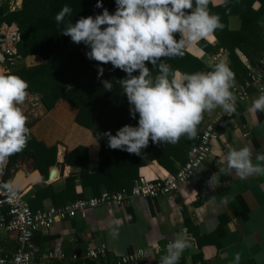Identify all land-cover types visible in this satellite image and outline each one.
<instances>
[{
    "label": "crops",
    "instance_id": "obj_1",
    "mask_svg": "<svg viewBox=\"0 0 264 264\" xmlns=\"http://www.w3.org/2000/svg\"><path fill=\"white\" fill-rule=\"evenodd\" d=\"M211 1L214 4L219 2ZM3 3L0 0V6ZM228 26L231 30H237L239 18L230 17ZM199 41L201 45H198ZM217 44L210 33L183 52L210 70L221 61L229 66L226 52ZM236 53L245 66L250 63L239 51ZM43 62L41 55H28L22 58L17 68H33ZM13 70L15 68L7 71L0 65V73L10 74ZM121 72L122 79L127 78V73ZM237 83L239 80L235 78L233 85ZM259 95L252 89L250 100L238 106L237 115L232 120H222L219 107L207 112L208 117L217 124L218 131L210 160L201 169V176L183 185L172 198H129L123 207L89 209L83 219L56 223L48 232L34 236L35 258L45 251H56L65 258L51 264H97L99 259L103 261L100 264H116L120 256L144 249L154 264H160L161 257L167 254V245L183 233L186 238L194 240L195 247L189 252L184 251L178 264H236V253L240 254L239 264H264V175L253 174L241 178L235 169H228L226 163L231 148L245 146L251 149L253 163H260L256 157L264 153V112L248 111ZM21 108L28 117L27 127L33 138L47 147L56 146V164L48 168L46 180L42 181L38 171H31L28 160L18 158L13 175L3 182L7 158L0 162V187L3 183L11 184L28 201L34 196L37 185L49 184V171L56 167L58 176L51 184L54 191L62 190L64 179L80 170L79 165L60 166L65 152L77 146L87 148L90 170L96 171L98 144L89 130L76 124V111L69 104L60 100L51 110H47L40 95L28 92ZM221 159L225 160L224 164H219ZM167 174L169 172L153 162L141 169L140 178L155 180ZM51 206V201L46 199L42 202V209L38 210ZM114 229L118 235H113ZM0 245L7 254L13 252V243L9 239L0 237ZM99 245L106 247L103 257L98 260L84 258L87 248ZM74 254L79 257L77 260L71 259Z\"/></svg>",
    "mask_w": 264,
    "mask_h": 264
},
{
    "label": "trees",
    "instance_id": "obj_2",
    "mask_svg": "<svg viewBox=\"0 0 264 264\" xmlns=\"http://www.w3.org/2000/svg\"><path fill=\"white\" fill-rule=\"evenodd\" d=\"M97 3L98 0H22L21 8L13 12L8 10L6 3L0 6V25L15 23L19 28V53L23 57L41 55L44 59L40 66L27 69L19 67L10 74L27 81L28 92L40 95L47 110H51L60 100L69 104L76 111V124L89 130L99 147L96 171L90 170L86 147L77 146L65 152L60 166L79 165L80 170L66 177L64 188L58 192L54 191L52 184L37 185L34 196L27 201L33 211L42 209V202L46 199L51 201L52 206H61L100 196L103 190L108 194L122 189L130 190L139 180L141 169L153 162L173 175L178 165L187 161L188 153L196 142L195 138L187 136H182L176 144H157L150 139L140 154H130L108 146V138L104 133L110 131L115 135L125 125L138 126L139 114H136L135 119L132 118L130 107H127L130 105L127 96L117 83L122 80L123 73L111 63L100 64L90 60L86 55L91 50L89 46L75 44L69 36L63 35V29L69 23H75L82 17H95L102 14L105 8L112 14L116 11V0H102L101 8L96 7ZM65 5L72 12L65 16L62 24H57L55 17ZM208 9L210 13L218 15L223 24L222 29L212 32L217 46L226 52L235 78L243 82L247 79V69L236 51L250 63L264 53V0H219L215 4L210 0ZM234 16L240 21L237 30H231L228 26L229 18ZM201 44L199 41L198 45ZM162 62L171 65L174 71L182 75L211 71L185 52L180 56L166 57ZM147 66L153 78L159 74L158 67H153L151 63ZM101 67L104 72L99 76L98 69ZM133 75H139V72ZM105 80L112 81L111 91L105 90ZM56 154V146L47 147L30 134L26 147L8 157L2 181L13 175L18 158L28 160L31 171H38L41 180L45 181L48 168L56 164ZM76 183H79L78 186ZM101 260L97 264L102 263Z\"/></svg>",
    "mask_w": 264,
    "mask_h": 264
},
{
    "label": "clouds",
    "instance_id": "obj_3",
    "mask_svg": "<svg viewBox=\"0 0 264 264\" xmlns=\"http://www.w3.org/2000/svg\"><path fill=\"white\" fill-rule=\"evenodd\" d=\"M209 3L210 0H116L114 14L105 8L102 14L82 17L63 29V35L73 43L90 47L86 53L90 60L111 63L127 73V78L117 83L127 96L132 118L139 114L138 126L125 125L115 135L104 133L111 149L140 154L150 139L157 144H176L182 136H196L205 112L218 106L225 112H235L236 98L231 91L235 74L228 64L221 61L211 71L181 75L162 62L166 57L183 55L184 49L223 28L220 17L210 13ZM96 7H103L102 0ZM71 12L65 5L56 15V23L62 24ZM148 63L158 67L159 74L154 78ZM137 71L139 75H133ZM103 72L102 67L98 69L99 76ZM103 84L106 91L113 89L112 81L105 80ZM28 88V82L20 76L0 73V162L26 147L30 129L21 105ZM248 111L264 112V91ZM256 160L260 163H253L251 149L245 146L231 148L226 163L228 169L247 178L264 175V153L257 155ZM224 163V159L219 161ZM113 235H118V231L114 229ZM190 246L182 233L167 245V254L161 257L160 264H178ZM239 261L240 254L236 253V264Z\"/></svg>",
    "mask_w": 264,
    "mask_h": 264
},
{
    "label": "built area",
    "instance_id": "obj_4",
    "mask_svg": "<svg viewBox=\"0 0 264 264\" xmlns=\"http://www.w3.org/2000/svg\"><path fill=\"white\" fill-rule=\"evenodd\" d=\"M10 12L16 11L22 5V0H3ZM21 36L15 23L0 25V65L7 71L17 68L23 56L18 51ZM247 79L234 84L231 91L236 98L235 112L228 113L220 108L222 120H232L237 115L238 106L250 100L251 90L261 94L264 91V53L255 62L246 65ZM216 107V108H218ZM196 142L188 153L187 161L178 165L175 174H167L155 180H139L130 188L108 194L102 192L100 196L87 197L61 206H51L44 210L33 211L27 204L23 193L11 184L0 187V237L9 239L13 243V252L7 254L0 245V264H51L55 260H62L65 256L61 252L45 251L37 255L33 238L37 233H46L56 223L70 219L85 218L89 209L98 207H123L129 198L155 200L158 198L170 199L178 190L190 180L201 176V169L209 162L213 143L218 138L217 124L212 121L207 112L197 126L194 137ZM189 252L195 247V242L187 238ZM159 250L158 247L155 248ZM183 251V252H184ZM106 253V247L99 245L87 248L85 259L98 260ZM76 254L71 259L77 260ZM85 264V263H81ZM116 264H154L146 254V250L137 249L119 257ZM187 264H192L188 262Z\"/></svg>",
    "mask_w": 264,
    "mask_h": 264
},
{
    "label": "water",
    "instance_id": "obj_5",
    "mask_svg": "<svg viewBox=\"0 0 264 264\" xmlns=\"http://www.w3.org/2000/svg\"><path fill=\"white\" fill-rule=\"evenodd\" d=\"M58 176V169L56 167H53L50 171H49V175H48V179L47 182L49 184L53 183L56 178Z\"/></svg>",
    "mask_w": 264,
    "mask_h": 264
},
{
    "label": "rangeland",
    "instance_id": "obj_6",
    "mask_svg": "<svg viewBox=\"0 0 264 264\" xmlns=\"http://www.w3.org/2000/svg\"><path fill=\"white\" fill-rule=\"evenodd\" d=\"M18 69V68H15V70Z\"/></svg>",
    "mask_w": 264,
    "mask_h": 264
}]
</instances>
